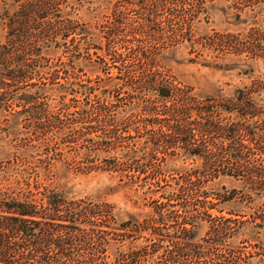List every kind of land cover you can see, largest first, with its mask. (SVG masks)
<instances>
[{
  "label": "trees",
  "instance_id": "16d2710c",
  "mask_svg": "<svg viewBox=\"0 0 264 264\" xmlns=\"http://www.w3.org/2000/svg\"><path fill=\"white\" fill-rule=\"evenodd\" d=\"M82 10L81 2L71 0H0V140L13 149L0 162V182H15L13 189L0 190V264H97V256L110 254L106 246L78 248L63 236L95 226L75 225L80 220L115 216L111 205L72 196V188L62 183L69 176L68 148L91 160L95 172L122 171V188L151 200L150 215L174 229V250L167 253L171 264H212L208 241L261 244L264 217L257 218L255 205L264 199V162L251 160L255 150L264 157L260 110L252 100L246 106L245 98L227 103L200 96L158 70L166 24L207 22L206 2L117 0L94 23L82 19ZM199 58L209 66L204 55ZM93 96L125 101L127 110L123 115L102 106L91 112L70 104ZM169 150L178 151L172 156L183 165H197L156 167L157 154ZM35 151L47 159L50 171L33 170ZM223 179L234 186L223 185ZM174 203L180 210H171ZM129 224L120 230L128 231ZM202 226L205 240L198 236ZM161 249L157 244L151 251H120L114 264H142L146 256L155 262Z\"/></svg>",
  "mask_w": 264,
  "mask_h": 264
},
{
  "label": "rangeland",
  "instance_id": "374dc122",
  "mask_svg": "<svg viewBox=\"0 0 264 264\" xmlns=\"http://www.w3.org/2000/svg\"><path fill=\"white\" fill-rule=\"evenodd\" d=\"M78 1L83 5V10L80 13L82 19L94 23L102 20L117 0H71V3L76 5ZM204 1L206 2L209 19L207 22H202L198 26L196 23L187 26L175 19L172 25L171 23L170 25L166 24L160 42V48L163 49L160 64L163 68L158 70L190 85L197 94L203 97H210L227 103L235 101L238 97L245 98L244 103L246 106L252 100V103H255L261 113L258 120L264 122V0ZM191 27H194V29H191ZM173 37L179 43L176 46L172 43L171 39ZM187 39L190 42H187ZM244 39H246V45L243 44ZM144 45L149 47L151 44L147 40L144 41ZM83 53L86 52L83 51ZM200 55L206 57L209 66L202 65L204 61L203 58H199ZM192 59H196V61L191 62ZM65 60L63 59V61ZM145 69H149V67L146 65ZM91 98L92 100L88 102L81 100L70 102L67 100L66 103L70 102L73 107L83 108L85 106L91 112H97L102 106L114 107L117 112H121L123 115L127 110L125 101L110 100L105 102V100L97 99L94 96ZM247 98L250 100H247ZM57 109L60 110L58 107ZM71 109L73 111L78 110L77 108ZM261 132H263V129L257 130V133ZM134 140L138 142L141 139L135 137ZM7 144L5 140H0V162L5 161L13 152V149ZM67 151L68 154L65 158L68 157V159L66 158L68 160L66 166L69 167V176L66 179H61L62 183H66L68 187L72 188V196L85 199L90 196L99 202L111 205L114 207L115 216L105 219L95 217L88 221L80 220L75 225H85L84 223L90 222L95 226L81 230L79 228L74 232H65L63 236L71 238L73 246L78 248H97L101 245L102 248H105V246L110 248L111 255L105 253L97 256V264H114L120 253H122L120 251L129 254L137 251L136 249L148 248L151 251L157 244L163 247L159 258L153 262L154 260L152 261L150 256H146L143 257L141 263L171 264L167 262V253L174 250V244L171 242L170 236L174 229H169V226L164 227L150 215L151 207L149 204L151 200H145L141 196V192L139 195H129L128 190L123 189L120 182L122 171L95 172V168H93L95 164L88 163L91 160L78 158L75 156L73 148H68ZM92 152L94 153V150ZM177 152L169 150L167 155L162 152L158 153L157 160L154 162L155 166L158 168L168 166L171 169H177L182 166L192 167L197 165V163H193V165L191 161H184L186 163L183 165L178 157L172 156ZM32 153L34 155L31 158L33 170H51L48 167L47 159L40 155V152L36 153L35 151ZM258 153L255 150L251 160L258 161V163L260 160L264 162V157H261ZM114 159V156L109 158L111 161ZM176 160L178 162H175ZM58 168L61 172L64 166L59 164ZM220 182L230 188L234 186L228 179H223ZM13 185H15L13 181L0 182V190H11ZM141 185H146V183ZM147 187L138 189L145 192ZM89 202L90 200L87 201V203ZM180 207L181 205L176 204L171 207V210H180ZM255 211H257L255 212L257 218L264 217V199L255 205ZM168 220L169 222L172 221V219ZM182 220L181 217L179 221ZM129 221L133 222V224H129V230H120V225ZM45 222L71 225L70 222ZM256 222L262 223V220L256 219ZM169 225L171 224L169 223ZM154 228H157L158 233L162 236H155ZM198 236L201 240L208 237L205 226L199 229ZM259 237V243L261 244L253 242L228 246L225 243L214 245L213 242L208 241L209 243L205 244L206 249L208 248L207 257L210 258L209 261L212 264L214 261H225L229 264L236 260H238V264H264V232ZM83 238L90 243H84ZM173 255L175 256L176 253ZM130 260L128 259V262Z\"/></svg>",
  "mask_w": 264,
  "mask_h": 264
}]
</instances>
